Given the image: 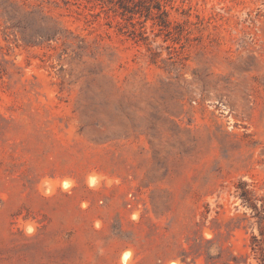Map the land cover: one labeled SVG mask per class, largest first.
I'll return each mask as SVG.
<instances>
[{"label": "rangeland", "instance_id": "1", "mask_svg": "<svg viewBox=\"0 0 264 264\" xmlns=\"http://www.w3.org/2000/svg\"><path fill=\"white\" fill-rule=\"evenodd\" d=\"M158 2L0 0V264L263 263L264 0Z\"/></svg>", "mask_w": 264, "mask_h": 264}, {"label": "trees", "instance_id": "2", "mask_svg": "<svg viewBox=\"0 0 264 264\" xmlns=\"http://www.w3.org/2000/svg\"><path fill=\"white\" fill-rule=\"evenodd\" d=\"M96 3L100 4L101 7H106L107 10L112 11L114 14H118L121 17H125L128 19L131 23L133 19L136 16H143L144 19L152 18V9L150 7H146L144 11H141L136 8L138 4H143L147 2H152L156 4V7L159 9L160 5L158 0H92ZM162 13H165V11H162ZM164 26L168 25L167 19H164ZM241 198L243 199V202H247L246 204L252 206L253 208H256V205L253 203L251 196L249 195L248 191L243 190L242 193H240ZM259 227L261 234H264V215L261 216L259 220ZM255 239V237L253 236ZM254 249V247H252ZM260 251L264 255V248L259 246ZM264 264V261L263 263Z\"/></svg>", "mask_w": 264, "mask_h": 264}, {"label": "bare ground", "instance_id": "3", "mask_svg": "<svg viewBox=\"0 0 264 264\" xmlns=\"http://www.w3.org/2000/svg\"><path fill=\"white\" fill-rule=\"evenodd\" d=\"M45 186V185H44ZM173 264H176L175 262Z\"/></svg>", "mask_w": 264, "mask_h": 264}]
</instances>
